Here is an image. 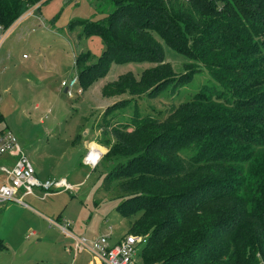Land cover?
<instances>
[{
	"label": "trees",
	"instance_id": "trees-1",
	"mask_svg": "<svg viewBox=\"0 0 264 264\" xmlns=\"http://www.w3.org/2000/svg\"><path fill=\"white\" fill-rule=\"evenodd\" d=\"M45 1L0 0V27ZM105 3L102 20L70 24L105 45L98 61L76 55L85 89L114 63L156 64L103 86L126 103L175 94L203 69L214 80L163 118L136 111L98 126L105 188L122 200L128 232L145 240L137 264H264V0ZM162 44L191 60L187 73L171 78Z\"/></svg>",
	"mask_w": 264,
	"mask_h": 264
},
{
	"label": "rangeland",
	"instance_id": "rangeland-1",
	"mask_svg": "<svg viewBox=\"0 0 264 264\" xmlns=\"http://www.w3.org/2000/svg\"><path fill=\"white\" fill-rule=\"evenodd\" d=\"M38 9L22 23L19 40L13 35L16 26L0 48V131L6 129L17 137L40 181L65 178L73 189L54 191L45 200L28 195L24 201L30 207L13 201L0 204V264H88L92 254L76 253L72 239L50 226L48 218L70 222L78 236L88 239L109 234L113 245L128 233L130 223L117 209L122 200L105 188L111 166L101 161L108 148L96 141L101 137L99 124L114 115L119 114L115 119L120 120L136 111L163 118L214 80L203 69L175 94L143 95L126 103L121 99L131 97L105 98L103 86L127 72L140 78L146 68L156 64L114 63L89 88L78 78L72 91L65 92L62 81L78 77L76 55L90 51L95 62L105 49L100 36H81V27L70 24L102 20L111 9L105 0H46ZM36 15L39 18L34 19ZM162 45L165 61L173 67L171 78H179L191 60ZM89 153L92 160L99 158L95 167L85 162ZM35 192L41 195L44 191L35 187ZM144 245L138 249L137 262Z\"/></svg>",
	"mask_w": 264,
	"mask_h": 264
},
{
	"label": "built area",
	"instance_id": "built-area-1",
	"mask_svg": "<svg viewBox=\"0 0 264 264\" xmlns=\"http://www.w3.org/2000/svg\"><path fill=\"white\" fill-rule=\"evenodd\" d=\"M41 3L28 8L22 13L16 21L8 28L0 27V48L5 42L10 32L18 26L26 18L33 16L38 11ZM25 57V56H24ZM78 77H74L71 81H62L61 85L68 89L70 93L72 88L77 85ZM14 156L12 165H0V204H6L10 201L22 204L24 207H30L24 198L32 195L39 199L45 200L54 191H67L72 190L73 185L70 184L65 178L52 179L47 181H40L36 176L35 167L29 160L28 156L23 152L17 137L11 131L0 133V157ZM99 158H97L98 160ZM97 160L85 157V162L92 167L97 165ZM35 187H40L44 191L39 195L35 192ZM55 189V190H54ZM23 191L21 196L18 194ZM50 226H55L62 230L64 234L69 236L73 241V248L76 253L89 252L92 254L94 264H137L136 255L139 247L144 243L143 235L135 233H127L116 243L111 244L109 234H104L101 237L88 239L85 236H78L71 228V223H59L53 219H49ZM31 234H35L34 231ZM77 255V254H76Z\"/></svg>",
	"mask_w": 264,
	"mask_h": 264
},
{
	"label": "crops",
	"instance_id": "crops-1",
	"mask_svg": "<svg viewBox=\"0 0 264 264\" xmlns=\"http://www.w3.org/2000/svg\"><path fill=\"white\" fill-rule=\"evenodd\" d=\"M37 17H35L34 19H36V18H39V15H36ZM31 17V16H30ZM30 17H28V18H26L24 21H22L17 27H16V30H15V32H13V35H15V38L17 37L18 38V40H19V32H21V30L24 28L23 26L24 25H22V23L23 22H25L27 19H29ZM7 39V38H6ZM6 41V40H5ZM23 56H25L24 58H27L26 57V55H23ZM111 98V97H110ZM113 98H115V97H113ZM95 129V128H94ZM100 130V129H99ZM96 155V154H95ZM7 158H9V157H7V156H3V157H0V165L1 164H9V165H12L13 164V162H14V160H11L10 158V160H8ZM95 159H97V158H95ZM9 207V206H8ZM88 264H94V261L93 260H90L89 262H88Z\"/></svg>",
	"mask_w": 264,
	"mask_h": 264
},
{
	"label": "water",
	"instance_id": "water-1",
	"mask_svg": "<svg viewBox=\"0 0 264 264\" xmlns=\"http://www.w3.org/2000/svg\"><path fill=\"white\" fill-rule=\"evenodd\" d=\"M65 92H68V89L67 88H65V90H64Z\"/></svg>",
	"mask_w": 264,
	"mask_h": 264
}]
</instances>
